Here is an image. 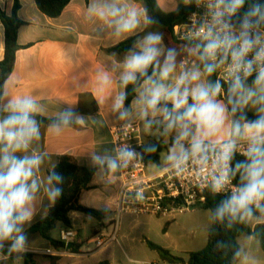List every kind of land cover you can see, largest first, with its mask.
<instances>
[{
  "label": "crops",
  "instance_id": "1",
  "mask_svg": "<svg viewBox=\"0 0 264 264\" xmlns=\"http://www.w3.org/2000/svg\"><path fill=\"white\" fill-rule=\"evenodd\" d=\"M19 1L21 7L18 16L26 24L18 30V43L21 48L16 52L13 70L5 79L2 89L0 87V111L12 113L13 105L27 99L35 105L30 114L60 121L39 124L36 119H33L39 129V137H34L27 148L14 149V146H9L7 141H0L6 144L0 149V159L5 154L13 155L18 159L34 156L40 158L38 167L33 168V175L28 181L29 185L33 180L37 184L32 194L33 199L25 206V209L31 213L30 218L18 223L10 237L0 240V264H51V259L55 255L46 254L45 251L48 249L58 253L57 264H97L101 261L117 264L114 261L112 247L105 251L90 248V244H94L98 235H104L101 233L102 228L109 222L112 223V218H107L108 215L111 212L116 214L121 181L111 143L109 131L111 126L139 122L145 144L160 143L162 145L160 162L147 164L148 171L152 174L163 171L166 166L178 160L186 150L192 148L194 140L201 141L203 148L241 141L254 136H264V133H257L251 129L250 125L253 123L242 122L234 117L224 97L219 93L211 97L224 109L222 123L215 129H209L195 118L187 117L169 127L173 120L178 119V116L172 113L170 120L165 119V107L162 103L169 102L173 105L170 99L162 97L154 109L143 102L147 96V90L153 86L152 81L162 85L165 92H170L177 87L180 77L187 74L188 78L184 84L180 85L181 92L187 88L189 93L187 104L180 108L185 111L189 105L195 103L192 92L198 87L215 86V80L213 70L209 72L208 67L202 64L195 47L171 39L164 28L157 24L150 25L148 13L142 2L71 0L59 17L51 18L38 9L35 0ZM188 2L189 0H157L160 8L165 12H174L181 3ZM14 3L15 0H0V6L7 14L12 13ZM112 9H118V14L111 15ZM101 12L104 13L103 16L100 15ZM130 12L136 13L137 26L131 31L118 32L117 22L127 18ZM148 30L149 32L138 41L133 50L121 54L106 51L121 41ZM149 35L160 37L156 45L159 55L148 66V68L153 67L154 72L137 88L128 108L123 102L117 107L118 101L125 94V87L120 81L128 71L126 62L133 54L141 51L145 38ZM169 52L174 55V59L170 61L174 67L167 78H162L160 74ZM4 56L5 27L0 20V61L4 59ZM184 59L190 60L187 68L182 67ZM138 73L140 72L135 73L136 77ZM192 74H197L198 78L192 80ZM234 96L235 94L233 95L234 103L244 109L234 100ZM145 111L147 115L143 114ZM6 118V116H0V122ZM152 124L161 125L163 128H156ZM236 125L240 126V134L235 132ZM5 148L7 153L4 151ZM62 155H70L81 166L99 167L92 180L91 188L82 192L80 201L87 207L110 211L107 217L100 221L101 228L95 229L94 235L86 239L82 237L80 228L74 224L73 214L76 212L71 213L72 229L77 232L76 241L81 245L78 253L70 251L69 248L57 250L40 234L28 232L34 223L48 214L50 207L54 204L55 198H50L49 193L55 188L49 173ZM170 157L177 159H170ZM112 162H115V167H112ZM200 209L203 207L191 213ZM125 214L133 215L123 213L120 223ZM136 216L164 219V223L168 224L164 229L168 228L166 233L175 221V219L154 215ZM242 216L251 227L264 222V217ZM62 229H64L62 224L58 223L52 231L53 238L59 240ZM55 230H58V233H55ZM17 237L24 238L22 247H14ZM144 239L149 240V238ZM158 243L160 246H165L162 242L158 241ZM207 243V236L201 235L194 239L191 246L183 252V258L187 260L189 252L201 250ZM238 244L240 259L237 264H264V250L258 239L243 234L238 237ZM120 248L125 253L122 244ZM18 254H29V257L18 256ZM144 262L173 264L164 261L154 250Z\"/></svg>",
  "mask_w": 264,
  "mask_h": 264
},
{
  "label": "built area",
  "instance_id": "2",
  "mask_svg": "<svg viewBox=\"0 0 264 264\" xmlns=\"http://www.w3.org/2000/svg\"><path fill=\"white\" fill-rule=\"evenodd\" d=\"M217 4L218 0H196L188 20L175 26L173 34L180 42L202 45L205 51L211 38L209 37L210 29L212 36L219 35L221 38L227 34L239 36L243 31L241 24L244 19L247 18L252 22L253 27L250 29V34L253 38L258 37V41L243 57L244 61H254L251 75L245 76L243 68L239 70L235 68L236 62L233 60L232 51L239 48V44L231 47L222 46L214 53L206 52L209 65L214 72L215 85L217 83L220 85L219 94L224 97L226 87L233 85L237 76L240 77L242 84H247L256 81L259 71L264 68V60L254 59L259 49L264 47V24H258L246 16L240 20L237 11L230 16L226 14L223 17V22L218 23L214 21L213 13L223 11L224 5L217 7ZM189 63V59H184L182 67L187 68ZM109 131L121 184L116 202L117 221L114 232L108 238L104 235L96 237L94 243L97 248L109 246L118 240L117 231L123 213L176 219L202 208L207 201L209 191L231 198L234 193H238L243 188L232 177L233 157H249L255 154L250 153L251 148L261 146L260 141L257 140L254 144L253 138H247L241 141L205 146L203 151L193 152V149L190 148L184 152L188 155L187 160L179 158L166 166L163 171L152 174L148 171L147 163L143 159V150L146 144L141 133L140 123L116 124L111 126ZM228 145H232V147L229 151V159L225 161L223 154ZM124 151L131 152L132 156H122ZM225 173L226 180L223 186L219 191H214V179ZM257 203L261 207L264 199L253 203L250 208H260L257 207ZM59 240L66 245L63 250H67L68 244L76 242L77 232L72 228H64L60 231ZM45 253L58 255L53 249H48ZM134 263L154 264L144 261Z\"/></svg>",
  "mask_w": 264,
  "mask_h": 264
},
{
  "label": "trees",
  "instance_id": "3",
  "mask_svg": "<svg viewBox=\"0 0 264 264\" xmlns=\"http://www.w3.org/2000/svg\"><path fill=\"white\" fill-rule=\"evenodd\" d=\"M142 2L148 13L150 25L157 24L164 28L165 32L171 39L182 43L184 45L193 46L197 49V53L202 64L205 67L210 66L208 58L204 48L200 44L180 42L173 34L174 27L185 23L188 20L189 15L194 9L196 0H189L188 3H181L176 11L165 12L160 8L157 0H136ZM38 9L51 18L59 17L66 6L71 0H35ZM89 2V0H87ZM257 6H260L264 10V0H244L243 4L237 9L238 19L248 17L258 24H264V18L258 15H249ZM20 1L15 0L13 11L11 14H7L6 11L0 6V20L5 27V56L0 61V87L12 72L16 52L21 46L18 43V30L26 23L18 16L20 9ZM134 35L126 40L121 41L117 45L108 48V53H126L133 50L138 41L147 33ZM153 67L146 69L145 74L138 73L134 81H130L125 84L120 81L125 87V94L123 96V103L128 108L134 98L135 92L141 84L153 74ZM213 72V71H212ZM256 81H252L247 84H242L243 87L250 86ZM264 85V82H263ZM232 86L226 87L224 100L228 104L230 111L239 121L246 123H254L260 120L262 117L244 110L238 107L233 101V94L235 91H231ZM241 89V88H239ZM238 90V89H236ZM1 95V91H0ZM162 105L165 109H168L169 113L178 116L183 113L184 110L177 109L173 111V105L169 102H163ZM11 113H3L0 111V116L8 117ZM32 119H36L39 124L59 122V119H47L37 114H30ZM152 126L162 129L163 126L152 124ZM6 144L0 143V149L5 147ZM261 148H264V143H261ZM163 147L160 143H149L143 150V159L149 164L150 162L159 163L160 153ZM255 154L249 157L234 156L232 159V177L234 181L244 187L248 180L246 179L247 172L244 167H237L238 165L250 164ZM99 167L89 168L77 164L70 155H62L58 158L56 166L50 171L49 177L54 185L55 190H59V195L55 197L54 204L50 207L48 214L37 221L29 228V233H38L44 239L50 241L52 246L57 250L66 248V245L53 238L52 231L56 228L58 223H61L63 228H72V212L84 213L88 216H92L99 221H103L110 213L108 210H97L94 208L83 205L80 201V197L83 191L91 188L92 180ZM56 177H59L57 180ZM230 197L216 194L212 191L207 193V201L203 208L209 209L212 215V223L208 232L207 245L198 251H192L188 253V259H184L180 256H175L170 253L166 248L155 244L149 240H146L147 245L158 252L159 256L169 263L173 264H237L240 259V246L238 244V237L247 234L258 239L264 250V222L256 224L251 227L243 218L242 215H246L243 212L237 214L235 218L230 215H225L223 219L217 218L216 212L219 206ZM15 216V213H14ZM251 216L264 217V203L260 208H251ZM168 225V224H167ZM166 225V227H167ZM80 244L76 242L72 243L69 248L74 253L79 252ZM12 254H15L11 252ZM18 256L29 257V254ZM57 256L52 257L51 264H57ZM97 264H109L108 261H101Z\"/></svg>",
  "mask_w": 264,
  "mask_h": 264
},
{
  "label": "clouds",
  "instance_id": "4",
  "mask_svg": "<svg viewBox=\"0 0 264 264\" xmlns=\"http://www.w3.org/2000/svg\"><path fill=\"white\" fill-rule=\"evenodd\" d=\"M244 0H218L217 7L224 5L223 11H216L213 13V19L216 22H223V17L227 15H233L237 9L243 4ZM118 9H112L110 14L115 16L118 14ZM264 18V10L257 6L249 15H258ZM100 15H104L103 12ZM118 23V32L131 31L134 29L138 20L136 19V13L130 12L127 18H122ZM227 26V25H226ZM253 24L247 18L241 24L243 31L239 36L227 34L221 38L219 35L212 36L211 29L209 30V43L206 45L205 52L214 53L216 49L224 47H231L232 45L239 44V48L233 49L232 57L235 63L236 69L243 68L245 76L252 73V60L244 61L243 57L248 51H250L254 44L257 43L258 37L253 38L250 34V29ZM160 40L159 36L149 35L145 38L144 44L139 53L133 54L126 62L127 73L123 77V82L127 84L130 81L136 79L135 73H146V69L150 64L156 60L159 55V49L156 47ZM174 59L172 52L165 61V66L161 71V77L167 78L172 71L174 65L170 63ZM255 60H264V47L260 48L257 52ZM208 71H212V67L208 66ZM187 74L182 75L177 83V87L170 91L165 92L163 86L155 81H152L153 86L147 90V96L143 100L150 108L160 102L161 98L170 99L173 103V111L180 109L187 104L188 90L185 88L183 92L180 90V85L184 84L187 79ZM197 74H192L191 79L196 80ZM264 82V68H261L256 78V83L261 84ZM240 77L237 76L232 86L231 91L242 88ZM220 91V85L217 83L215 86L209 88L198 87L192 92V98L195 101L192 105H189L187 109L178 115L179 120L184 118H195L200 124L206 126L209 129H215L222 123V113L224 109L216 103L211 97L217 95ZM249 95H255L250 93ZM261 101H264V96L260 97ZM123 102V97L117 103V107ZM35 108V105L30 100L18 101L12 106V113L2 122H0V141H7L9 146H14V149L27 148L28 143L34 138L39 137V129L35 124V121L31 118L30 112ZM165 119H170L171 113L168 109H165ZM147 115L145 111L143 113ZM176 121L173 120L169 124L172 127ZM251 129H254L257 133H264V117L250 125ZM240 126L236 125L235 132L240 134ZM187 135V133H185ZM259 140L264 143V136H254V144ZM232 145H228L225 148L223 159L227 161L229 159V151ZM193 152L203 151L202 142L194 140L192 144ZM7 153V148L4 149ZM250 153H255L250 164L238 165L237 167H244L247 172L246 179L248 183L240 189L238 193H234L233 196L224 201L217 209V218L223 219L225 215H230L235 218L237 214L243 212L246 215H251L250 205L256 203L260 199H264V148L253 147L250 149ZM122 156L131 157L132 153L124 151ZM187 153H183L180 159L187 160ZM170 159H177L176 157H170ZM40 163L39 157H24L18 159L17 157L5 154L0 159V240L11 236L13 230L18 223L30 218L31 213L25 209V206L33 199V193L37 188L36 182L33 180L31 185L28 184L29 179L33 175V168L38 167ZM112 167H115V162H112ZM58 180L59 177H56ZM226 180V173L219 178L214 179L213 190L219 191ZM50 198H55L59 195V190H53L49 193ZM257 207L260 205L257 203ZM15 213V216H14ZM24 238L17 237L14 247H22Z\"/></svg>",
  "mask_w": 264,
  "mask_h": 264
},
{
  "label": "rangeland",
  "instance_id": "5",
  "mask_svg": "<svg viewBox=\"0 0 264 264\" xmlns=\"http://www.w3.org/2000/svg\"><path fill=\"white\" fill-rule=\"evenodd\" d=\"M250 93H255V95H249ZM234 94V100L244 109L246 108L250 112L264 117V101L260 100V97L264 96L263 82L261 84L255 82L250 86L238 89ZM107 218H112V223L106 224L101 231L106 238L114 232L117 215L111 212ZM73 220L76 227L80 228L81 235L85 239L92 237L95 229L101 228L99 220L84 213H74ZM173 223L174 225L166 233L168 228L164 230L166 225L164 219L125 214L121 218L120 227L117 231L118 241L99 249L105 251L112 247L114 261L117 264H137L134 262L144 261L152 253V249L144 239L149 238L155 244H159V241L168 246L161 245L173 255L184 257L183 252L187 250L188 246H191L194 239L201 235L208 237V230L211 226V211L203 208L197 212L179 216ZM55 233H58V230H55ZM100 236L98 235V237ZM120 244L123 245L125 253L121 250ZM90 248L96 249L97 247L94 243L90 244Z\"/></svg>",
  "mask_w": 264,
  "mask_h": 264
},
{
  "label": "water",
  "instance_id": "6",
  "mask_svg": "<svg viewBox=\"0 0 264 264\" xmlns=\"http://www.w3.org/2000/svg\"><path fill=\"white\" fill-rule=\"evenodd\" d=\"M179 119L176 120V123L178 122ZM72 246V244H68V248H70Z\"/></svg>",
  "mask_w": 264,
  "mask_h": 264
}]
</instances>
